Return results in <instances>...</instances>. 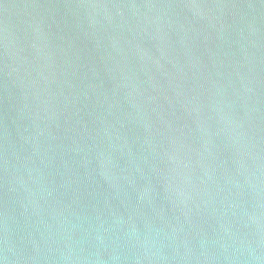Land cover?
Segmentation results:
<instances>
[{
  "label": "water",
  "instance_id": "95a60500",
  "mask_svg": "<svg viewBox=\"0 0 264 264\" xmlns=\"http://www.w3.org/2000/svg\"><path fill=\"white\" fill-rule=\"evenodd\" d=\"M0 264H264V0H0Z\"/></svg>",
  "mask_w": 264,
  "mask_h": 264
}]
</instances>
